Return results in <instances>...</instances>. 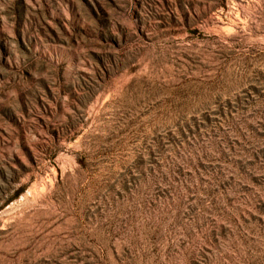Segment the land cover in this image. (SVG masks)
I'll list each match as a JSON object with an SVG mask.
<instances>
[{"label": "rangeland", "instance_id": "obj_1", "mask_svg": "<svg viewBox=\"0 0 264 264\" xmlns=\"http://www.w3.org/2000/svg\"><path fill=\"white\" fill-rule=\"evenodd\" d=\"M0 264H264V0H0Z\"/></svg>", "mask_w": 264, "mask_h": 264}]
</instances>
